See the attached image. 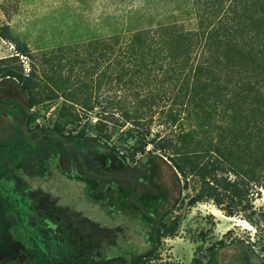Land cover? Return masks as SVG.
<instances>
[{"label": "rangeland", "instance_id": "rangeland-1", "mask_svg": "<svg viewBox=\"0 0 264 264\" xmlns=\"http://www.w3.org/2000/svg\"><path fill=\"white\" fill-rule=\"evenodd\" d=\"M188 1L0 0V79L9 78L5 73L10 69L19 73L22 81L9 79L18 87L26 86L20 101H34L29 109L31 125L85 136L86 157L92 156L95 142L88 137L103 139L125 154L132 168L143 155L156 153L166 160L188 149L181 138L187 132L201 148L208 144L232 148L236 156L230 161L242 172L238 177L218 174L213 182L222 199L218 206L212 200L190 204L194 186L189 182L185 186L171 165L163 167L173 190L171 200L162 207L167 212L156 263L205 264L215 251L217 261L212 264H248L246 255L253 260L250 264H264V186H254L248 201L246 197L231 199L225 191V181L236 178L239 187L245 186L246 163L264 171L259 158L263 146L246 161L249 120H264L258 113L264 111V35L255 43L240 36L234 44L204 27L189 42L181 31L195 30L197 19L187 9ZM161 25H171L164 31L169 35L164 46L152 33ZM139 29L146 31L134 37L133 48L122 49L120 42L105 44L116 34L131 39ZM201 49L208 56L205 64L197 65L191 60ZM179 57L184 61L169 62ZM13 142L0 157V174L18 169ZM14 186L0 177V190L11 195L19 212L20 223L9 230L10 237L39 241L40 231L30 229V223L42 217L38 195L14 191ZM58 186L53 188L56 201L72 206L76 218L106 227L118 224L117 230H106L108 241L114 234L121 235L109 254L125 257L134 243L136 252L146 249L140 222L78 196L76 182L60 181ZM57 253L67 252L59 249Z\"/></svg>", "mask_w": 264, "mask_h": 264}, {"label": "flooded vegetation", "instance_id": "flooded-vegetation-1", "mask_svg": "<svg viewBox=\"0 0 264 264\" xmlns=\"http://www.w3.org/2000/svg\"><path fill=\"white\" fill-rule=\"evenodd\" d=\"M23 92L9 78L0 79V157L6 154L9 141L14 140L12 148L17 156L14 166H18L17 170L14 171L13 168L9 172H3L0 177H6L15 184L14 191L23 189L30 196L38 195L36 204L41 207L38 213L42 217L30 223V229L40 231L39 241L32 237L22 240L10 236L0 238V243L4 244L0 264H12L16 260L21 264H150L152 261L157 264L159 259L156 251L160 238H147L146 232V229L156 227L157 223L137 220L142 226L146 249L136 252L134 243L133 251L125 257L114 256L108 251L116 246V240L121 235L114 234L108 241L106 230H117L120 228L117 223L113 227H106L87 221L85 217L76 218L72 206L58 204V195H54L53 188H59L60 181H73L79 185L78 196L88 198L110 213L113 211L121 214L123 212L117 190L123 185L133 189L136 183L132 178L127 182L123 181L119 161L102 160L96 155V149L92 156L86 157L83 149L66 141L63 144L58 142L59 136L52 129L32 126L29 101L18 99ZM130 170L133 171L132 167ZM33 182L36 184L35 188L31 186ZM110 186L115 189L114 194L108 192L107 188ZM7 194L0 190V228L11 230L19 225L20 218L15 209L16 202ZM45 206L46 210H43ZM59 249L67 253L58 254ZM163 264L170 263L164 261Z\"/></svg>", "mask_w": 264, "mask_h": 264}, {"label": "trees", "instance_id": "trees-1", "mask_svg": "<svg viewBox=\"0 0 264 264\" xmlns=\"http://www.w3.org/2000/svg\"><path fill=\"white\" fill-rule=\"evenodd\" d=\"M191 1V2H190ZM187 3V9L193 12L197 19V27L195 30H182L181 35L184 39H188L189 42H193L197 37L198 32L206 27L208 32L212 35L217 34L225 39L228 43H236L240 36H246V42H260L262 32L264 28V0H190ZM171 25H161L158 29H154L152 32L155 39H161L160 45H165L168 41V36H165V30L170 29ZM174 27V25L172 26ZM143 30H136L131 39H124V34H116L108 37L106 45L119 42V47L122 49H130L135 46L134 37L145 34ZM164 32V33H163ZM169 34V33H168ZM124 40V44L122 41ZM137 40V39H136ZM137 42V41H136ZM207 53L201 49L197 51L192 62H196L197 65L205 64L207 60ZM205 59V60H204ZM140 61L142 59H139ZM183 62L184 59L179 57L177 60H169V62ZM5 75L9 78L22 81V76L15 72L13 69L7 70ZM25 90L26 86L22 85ZM34 105V101H29L28 108ZM255 108L252 109L254 112ZM246 112L249 113L247 110ZM261 117L264 119V111L261 112ZM250 123L246 127V161L252 159L256 154L258 147H264V120L260 117H254L249 120ZM54 134H58V142H69L77 146L80 150L87 143V138L83 135H63L61 130L52 129ZM64 138L61 140L60 138ZM90 140L95 141L92 145L96 149V155L102 160L106 159L108 162L119 161L121 165V175L124 182L129 181L132 178L135 183V188H126L124 185L117 190V194L120 198L119 204L122 212L132 219L139 220L143 223L158 224L156 227L147 230V238H161L160 230L163 222V218L167 211L163 210V206L171 200V193L173 190V182L166 181L162 169L165 165H171L178 174L183 178L185 186L191 183L194 186L195 193L190 198V204H195L201 201L212 200L217 206L221 204L222 199L217 195L216 186H213V182L218 181L217 176L221 173H229L238 177L242 172L237 165H234L230 159H234L236 156L235 151L232 148L220 145L205 146L201 148L198 142H195L194 136L190 133H184L182 135V142L188 149H182V151H176L174 156L167 157L164 160L156 153H150L143 155L134 162L133 171L127 165L128 157L120 153L114 147H111L105 143L103 139L98 137H88ZM258 138V139H257ZM51 140V139H50ZM191 146V148H189ZM67 147V146H65ZM201 148V149H199ZM255 148V150H254ZM259 158H262L261 165L264 164V150L260 154ZM169 164H168V163ZM256 167V166H255ZM261 168V167H259ZM258 170V169H256ZM253 166H249L246 163V183L245 186L239 187L238 179L234 181H225V191L229 193V197L234 199L235 197H248L252 196L254 186H264L262 177L264 171H256ZM131 173V176L128 174ZM189 182V183H188ZM108 192L114 194L115 189L113 186L107 188ZM228 215H231L228 212ZM9 230L0 228V238L9 237ZM4 244L0 243V254L3 253ZM248 264L253 260L251 256L246 255ZM217 260V252H210L208 264ZM109 263V262H108Z\"/></svg>", "mask_w": 264, "mask_h": 264}]
</instances>
